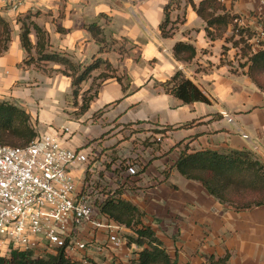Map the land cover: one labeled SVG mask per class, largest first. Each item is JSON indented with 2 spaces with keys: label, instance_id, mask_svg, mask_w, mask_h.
<instances>
[{
  "label": "crops",
  "instance_id": "1",
  "mask_svg": "<svg viewBox=\"0 0 264 264\" xmlns=\"http://www.w3.org/2000/svg\"><path fill=\"white\" fill-rule=\"evenodd\" d=\"M221 1L244 21L264 24V0ZM166 5L168 32H162ZM0 17L10 29L0 55V102L26 111L37 134L56 133L65 148L93 150L110 160L137 152L136 141L155 137L158 144L144 149L151 159L126 198L144 212L143 224L176 264H205L209 256L226 254V264H264V205L236 210L174 167L185 147L188 153L248 150L264 164V91L247 75V66L236 70L231 50L222 54L225 38H208L206 23L186 0H36ZM23 22L44 32L45 53L56 52L77 67L74 77L97 62L76 98L71 69L45 60L26 63ZM91 24L102 43L87 29ZM29 39L36 57L38 38L31 26ZM178 42L193 46L194 57L176 58ZM177 71L210 103H184L166 93L162 84ZM94 81L99 85L92 89ZM92 95L82 111L83 100ZM139 251L132 243L87 254L82 262L137 264Z\"/></svg>",
  "mask_w": 264,
  "mask_h": 264
},
{
  "label": "built area",
  "instance_id": "2",
  "mask_svg": "<svg viewBox=\"0 0 264 264\" xmlns=\"http://www.w3.org/2000/svg\"><path fill=\"white\" fill-rule=\"evenodd\" d=\"M35 1L0 0V12ZM141 152L110 160L93 150L67 149L49 132L22 146L0 144V255L19 251L46 258L61 252L82 262L87 254L128 246L129 230L102 206L108 199L127 201L147 165Z\"/></svg>",
  "mask_w": 264,
  "mask_h": 264
},
{
  "label": "trees",
  "instance_id": "3",
  "mask_svg": "<svg viewBox=\"0 0 264 264\" xmlns=\"http://www.w3.org/2000/svg\"><path fill=\"white\" fill-rule=\"evenodd\" d=\"M173 1V0H172ZM196 14L206 23V34L210 40L222 38L223 34L239 15L231 13L221 0H200L198 4L194 0H186ZM164 8V23L160 25L162 32L164 25L169 22L168 9ZM30 26L38 38L36 44V54L38 60H45L63 64L66 69H71L73 96H78V86L90 72L97 66V62L83 69L74 77L77 67L67 58L60 56L56 52L45 53V46H49L46 36L41 29L33 22L27 25L23 22L21 27V45L28 54L31 61L33 56L31 51L33 45L29 39ZM264 29V24H262ZM98 43L103 40L98 37L99 28L95 24L87 26ZM243 42V32L238 34ZM249 39V38H248ZM10 40V29L8 23L0 17V55L6 51L7 43ZM239 42H235L239 44ZM227 41V40H225ZM5 43V44H4ZM102 48L100 47V51ZM174 55L178 59L188 60L194 57L195 48L189 44L178 42L173 47ZM243 55H248L247 75L254 84L264 91L262 84L258 81L257 75L264 73V48L251 53L250 47L243 51ZM26 60V63L29 61ZM246 64L242 66L245 67ZM64 74L69 75L66 71ZM166 93L173 95L184 103L204 102L209 104L210 100L206 94L191 80L186 78L181 71L175 74L162 84ZM95 95V94H94ZM93 95L83 100L81 110L88 108L89 101ZM37 133L30 123L29 115L22 108L10 102H0V144L11 146H22L30 143ZM177 146V145H176ZM174 167L185 178L198 181L208 191L223 204H228L236 210L250 208L252 206L264 205V164L248 150H230L227 152H216L212 150L188 153V148H183L175 161ZM102 210L108 213L113 219L126 227L134 229L135 236L127 237L128 245L135 244L142 248L138 254L137 264H176L170 257L162 242L156 237L155 232L142 222L144 212L128 201H114L108 199L102 206ZM229 256L223 257L209 256L205 264H226ZM0 264H94L93 262L83 263L65 257L61 252L55 256L46 258L33 257L30 252L13 251L9 257L0 255Z\"/></svg>",
  "mask_w": 264,
  "mask_h": 264
},
{
  "label": "rangeland",
  "instance_id": "4",
  "mask_svg": "<svg viewBox=\"0 0 264 264\" xmlns=\"http://www.w3.org/2000/svg\"><path fill=\"white\" fill-rule=\"evenodd\" d=\"M174 1H176V0H174ZM248 19H250V18H248ZM257 22L259 23L258 26L253 25V24L249 23L248 21H244L243 18L239 15V17L233 22L234 24H236L235 29H234V26L232 25L223 34L222 39L225 38V40H227L225 42L227 44V46L223 47L222 54L227 56L228 51L231 50L232 55L234 57V61H236L235 68L237 71L239 69H243V66H242L243 64H246L245 66H247V67L250 64L247 60L248 55H243V53H244L243 51L247 48V46L250 47L251 53H255V52L261 50L262 48H264V29H263V26H262L261 22L259 21V19ZM165 27H167V25H165ZM170 29H172V28H170ZM241 31L243 32V35H242L243 42H241V40H240L241 37L238 35L239 32H241ZM164 32H168V31L164 28ZM239 40H240V43L236 44V46H234V43L239 42ZM2 46H3V44H2V42H0V47H2ZM225 60H227V58H225ZM38 61L39 60L37 59V56H36V57H33V59L31 61L29 60L28 63L29 62H35L36 63ZM231 66H233V65L231 64ZM247 72H248V68H247ZM257 79L262 84L263 89H264V73L258 74ZM98 85H99V83L94 81L91 84L92 89L97 88ZM152 138H151V140H149V138L140 139V140L135 142V146L138 144L139 147L142 148V152L140 154V157L143 158V160H145L146 162H148L151 159V156L144 154V152H145L144 149L147 148V145L153 146V145L158 144V140L153 136H152ZM154 156H156V154ZM166 168H168V165H166ZM123 201H125V200H123ZM127 229L129 230L126 234L128 238L135 236L133 228L127 227ZM138 248H139V250L142 249L140 247H138Z\"/></svg>",
  "mask_w": 264,
  "mask_h": 264
}]
</instances>
